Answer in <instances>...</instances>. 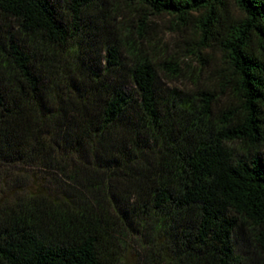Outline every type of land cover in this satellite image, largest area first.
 <instances>
[{
    "label": "trees",
    "instance_id": "obj_1",
    "mask_svg": "<svg viewBox=\"0 0 264 264\" xmlns=\"http://www.w3.org/2000/svg\"><path fill=\"white\" fill-rule=\"evenodd\" d=\"M263 148L264 0H0V264H264Z\"/></svg>",
    "mask_w": 264,
    "mask_h": 264
},
{
    "label": "rangeland",
    "instance_id": "obj_2",
    "mask_svg": "<svg viewBox=\"0 0 264 264\" xmlns=\"http://www.w3.org/2000/svg\"><path fill=\"white\" fill-rule=\"evenodd\" d=\"M168 26H169V23H167L165 21V17H163L160 20H158V27H159V30L161 32V36L163 38L162 39V42L164 44L162 46V50H165L168 53L177 52V53L181 54L179 52V49L182 51L183 50V47H184V44H182L179 41L181 39L179 37V35L178 34H175L171 29L168 28ZM186 37L190 38L191 35L187 33L186 34ZM182 54H184V52H182ZM213 55L214 56H218L215 53ZM184 60H188V59L186 57H184ZM182 83L183 82H181V83L176 82V83H174V85L177 86V87H180L182 85ZM162 84L167 85V86L170 85L169 83L164 82L163 80H162ZM262 154L264 155V148L262 150Z\"/></svg>",
    "mask_w": 264,
    "mask_h": 264
}]
</instances>
